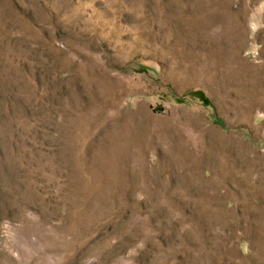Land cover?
Returning <instances> with one entry per match:
<instances>
[{
    "label": "rangeland",
    "instance_id": "rangeland-1",
    "mask_svg": "<svg viewBox=\"0 0 264 264\" xmlns=\"http://www.w3.org/2000/svg\"><path fill=\"white\" fill-rule=\"evenodd\" d=\"M0 264H264V0H0Z\"/></svg>",
    "mask_w": 264,
    "mask_h": 264
}]
</instances>
